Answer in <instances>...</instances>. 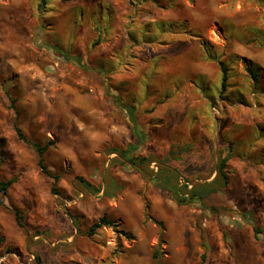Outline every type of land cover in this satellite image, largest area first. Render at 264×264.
<instances>
[{
    "label": "rangeland",
    "instance_id": "obj_1",
    "mask_svg": "<svg viewBox=\"0 0 264 264\" xmlns=\"http://www.w3.org/2000/svg\"><path fill=\"white\" fill-rule=\"evenodd\" d=\"M9 179L0 264H264V0H0Z\"/></svg>",
    "mask_w": 264,
    "mask_h": 264
},
{
    "label": "trees",
    "instance_id": "obj_2",
    "mask_svg": "<svg viewBox=\"0 0 264 264\" xmlns=\"http://www.w3.org/2000/svg\"><path fill=\"white\" fill-rule=\"evenodd\" d=\"M219 67H220V70H221V86L224 87L226 86V80H227V77H228V67L227 65H225L224 63H222L220 61L219 63ZM248 71L249 73L251 74V77L254 81H257V72L251 68V67H248ZM11 100V107L14 108V105H13V101L14 99H10ZM127 111L129 112L130 114V117H133L134 118V115H135V109L134 107L132 106H127L126 107ZM14 123H13V129H14V132L16 134V136L26 142L27 144H29L31 146V148L34 150L35 152V155H36V160H37V165L39 167V169L45 173L46 175H48L49 177L52 178V184H51V191L53 193H56V184H57V181L59 179V176L57 174H53L51 173L46 165L44 164V154L46 152V150L53 144V142L51 141L50 143H46V144H40L39 142H36V141H33V140H30V139H27L24 135V133L22 132V130L20 129V127L18 126L17 124V120H18V111L15 110V113H14ZM134 122H136L134 120ZM136 147L134 145H129L128 147V151H124V150H121V149H116L119 154L121 156H126L128 155L129 151H132V150H135ZM115 150V149H114ZM226 155H224L223 157H220V161L218 162V166H217V174L213 180V182L211 183V186H214V184H218V182H221V177H222V182H227V175L225 174V168H226V163H225V159H226ZM14 181V179H9V180H6V181H0V190H5L8 185H10L12 182ZM84 185L85 187H89L90 184L87 183V182H84ZM165 186V184L163 185ZM169 190L172 192V196L174 198V200H176V202L178 203H183L184 201H186V198L183 197L181 195V191L176 187V186H169L168 187ZM197 193L196 192H193L191 193V196L189 198H193ZM17 218L19 219V216H17ZM19 221V220H18ZM114 225V222L111 218L107 217L106 215H103V216H100L97 220H95L94 222H92L89 227H88V230H87V234L89 236L93 235L96 230L102 226H112ZM254 231H255V234H257V232H260V233H263L264 234V230H260L258 227H254ZM2 241V238L0 237V243ZM205 246V245H204Z\"/></svg>",
    "mask_w": 264,
    "mask_h": 264
}]
</instances>
